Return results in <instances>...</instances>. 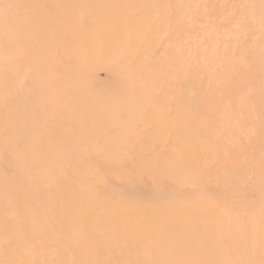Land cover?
<instances>
[{"label":"rangeland","instance_id":"rangeland-1","mask_svg":"<svg viewBox=\"0 0 264 264\" xmlns=\"http://www.w3.org/2000/svg\"><path fill=\"white\" fill-rule=\"evenodd\" d=\"M0 264H264V0H0Z\"/></svg>","mask_w":264,"mask_h":264}]
</instances>
